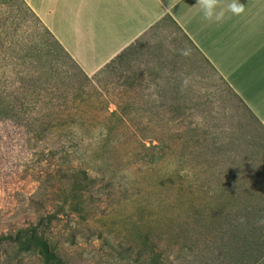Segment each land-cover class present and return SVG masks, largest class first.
Wrapping results in <instances>:
<instances>
[{"label":"rangeland","instance_id":"rangeland-1","mask_svg":"<svg viewBox=\"0 0 264 264\" xmlns=\"http://www.w3.org/2000/svg\"><path fill=\"white\" fill-rule=\"evenodd\" d=\"M130 57L86 77L0 2V264H264L261 129L184 40Z\"/></svg>","mask_w":264,"mask_h":264},{"label":"crops","instance_id":"crops-1","mask_svg":"<svg viewBox=\"0 0 264 264\" xmlns=\"http://www.w3.org/2000/svg\"><path fill=\"white\" fill-rule=\"evenodd\" d=\"M24 1L89 76L149 35L184 40L264 137V0H240L245 12L220 24L202 19L197 0Z\"/></svg>","mask_w":264,"mask_h":264},{"label":"trees","instance_id":"trees-1","mask_svg":"<svg viewBox=\"0 0 264 264\" xmlns=\"http://www.w3.org/2000/svg\"><path fill=\"white\" fill-rule=\"evenodd\" d=\"M10 1V0H9ZM18 3H20L21 5H23L24 7H26L29 12L32 13V15L35 17V19L37 20V22L44 28V30L49 34V36L52 38V42L55 44V46L57 47V49L63 53L65 55V57L69 60V62L77 69L79 70L81 73H83L84 75H86V77H88L89 75H87L82 69L81 67L78 65V63L76 62V60L71 56V54L66 50V48L61 44V42L53 35V33L43 24V22L38 18V16L33 12V10L27 5V3L24 0H16ZM0 2L2 3V0H0ZM15 4V3H13ZM134 45H129L127 46L124 50H122L119 54H117L115 57H113L111 60H109L106 64H104L101 68L98 69V71H96L94 74H92L91 76L94 77H102L105 73H107V75H117L118 74V82L117 84L119 86L123 85L125 82H123L124 77H132L128 83L129 88L130 86H134L135 83L131 84V80H135V77L138 76L139 74L136 73L135 70V66H133L132 62L134 59H131V54L134 52ZM126 66V67H124ZM117 68V69H116ZM116 70V73L114 72ZM114 73V74H113ZM101 75V76H100ZM89 76V77H91ZM102 80V79H100ZM177 80V79H176ZM118 86V87H119ZM126 91V90H125ZM119 94H122V91L118 89ZM140 96V95H139ZM142 97V96H141ZM111 115H116V116H121L119 119V121H124L125 117L123 115L120 114V112L117 110V107H115V109L110 113ZM225 133V131H223ZM226 135V134H225ZM233 137V135L229 134V139H231ZM164 158H166V155H163ZM37 228V227H36ZM26 231V232H25ZM30 232L29 229L26 230V228H18L16 234V238L13 239H19L20 234H24V233H28ZM11 238V234H6L2 237H0V239L3 238ZM1 241V240H0ZM55 248L52 247L51 248V255H50V263L51 264H64V260L62 259L61 256H57V254L55 253ZM142 254H140L141 256Z\"/></svg>","mask_w":264,"mask_h":264},{"label":"clouds","instance_id":"clouds-1","mask_svg":"<svg viewBox=\"0 0 264 264\" xmlns=\"http://www.w3.org/2000/svg\"><path fill=\"white\" fill-rule=\"evenodd\" d=\"M202 19L209 23H223L227 13L239 16L245 12V5L240 0H230L228 3H223L222 0H197ZM182 55H190V51L182 50ZM188 79L182 82V88L188 84Z\"/></svg>","mask_w":264,"mask_h":264}]
</instances>
